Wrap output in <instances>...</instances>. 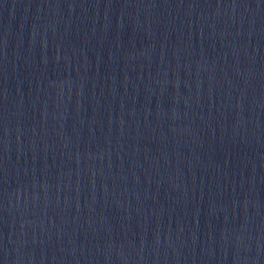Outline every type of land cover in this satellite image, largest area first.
Returning <instances> with one entry per match:
<instances>
[{
  "label": "water",
  "instance_id": "obj_1",
  "mask_svg": "<svg viewBox=\"0 0 264 264\" xmlns=\"http://www.w3.org/2000/svg\"><path fill=\"white\" fill-rule=\"evenodd\" d=\"M0 264H264V0H0Z\"/></svg>",
  "mask_w": 264,
  "mask_h": 264
}]
</instances>
